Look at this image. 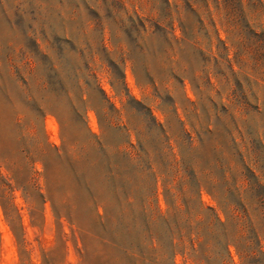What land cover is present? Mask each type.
<instances>
[{"label": "rangeland", "instance_id": "obj_1", "mask_svg": "<svg viewBox=\"0 0 264 264\" xmlns=\"http://www.w3.org/2000/svg\"><path fill=\"white\" fill-rule=\"evenodd\" d=\"M260 252L264 0H0V264Z\"/></svg>", "mask_w": 264, "mask_h": 264}, {"label": "trees", "instance_id": "obj_2", "mask_svg": "<svg viewBox=\"0 0 264 264\" xmlns=\"http://www.w3.org/2000/svg\"><path fill=\"white\" fill-rule=\"evenodd\" d=\"M222 261V258H219ZM241 264H264V255L260 252L258 256L246 255L242 258Z\"/></svg>", "mask_w": 264, "mask_h": 264}]
</instances>
